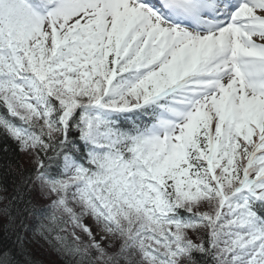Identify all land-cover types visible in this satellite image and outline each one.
Instances as JSON below:
<instances>
[{"label":"snow or ice","instance_id":"obj_1","mask_svg":"<svg viewBox=\"0 0 264 264\" xmlns=\"http://www.w3.org/2000/svg\"><path fill=\"white\" fill-rule=\"evenodd\" d=\"M0 135V264H264V0H0Z\"/></svg>","mask_w":264,"mask_h":264},{"label":"trees","instance_id":"obj_2","mask_svg":"<svg viewBox=\"0 0 264 264\" xmlns=\"http://www.w3.org/2000/svg\"><path fill=\"white\" fill-rule=\"evenodd\" d=\"M5 148L8 149L7 152L4 151ZM8 159L13 160V162H15L18 159L21 161H25L24 157H21L18 153L15 152L14 143L11 140L4 137L3 135H0V164H2L4 161ZM2 173H3V169H0V174ZM0 217H1L0 234H2L5 218L3 216ZM31 251L33 257L37 261H40L41 264H61L55 253L52 252L50 249H48L46 245H42V243L32 244Z\"/></svg>","mask_w":264,"mask_h":264},{"label":"rangeland","instance_id":"obj_3","mask_svg":"<svg viewBox=\"0 0 264 264\" xmlns=\"http://www.w3.org/2000/svg\"><path fill=\"white\" fill-rule=\"evenodd\" d=\"M27 158L24 157V160H26ZM0 221H1V217H0ZM89 223H91V221H89Z\"/></svg>","mask_w":264,"mask_h":264}]
</instances>
